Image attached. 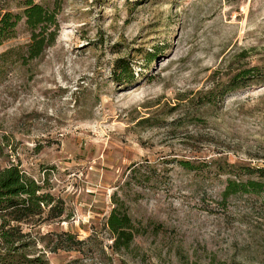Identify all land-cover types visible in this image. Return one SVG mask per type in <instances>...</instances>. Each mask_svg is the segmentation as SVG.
<instances>
[{
  "label": "rangeland",
  "instance_id": "374dc122",
  "mask_svg": "<svg viewBox=\"0 0 264 264\" xmlns=\"http://www.w3.org/2000/svg\"><path fill=\"white\" fill-rule=\"evenodd\" d=\"M56 6L39 56H26L24 18L0 44V167L52 198L51 212L10 221L0 264H264V193L222 196L228 179L256 177L243 167H264V0ZM252 66L260 78L219 93ZM114 197L141 232L118 252ZM67 234L81 242L68 249Z\"/></svg>",
  "mask_w": 264,
  "mask_h": 264
},
{
  "label": "trees",
  "instance_id": "16d2710c",
  "mask_svg": "<svg viewBox=\"0 0 264 264\" xmlns=\"http://www.w3.org/2000/svg\"><path fill=\"white\" fill-rule=\"evenodd\" d=\"M53 0V8L33 2V0H25L20 11H3L0 13V44L2 41L12 38L16 31L17 23L24 18L27 28L30 30V38L27 43L26 56L32 59L41 54V52L50 45L56 36V3ZM10 51L0 54V58ZM22 57V56H21ZM115 68L121 73H125L128 69L127 63L120 59L115 62ZM261 72L258 66L248 67L241 70L223 85L220 94L238 87L246 80L251 78H260ZM212 89L206 92L212 95ZM180 165L185 169H194V166L188 161H180ZM242 174L255 175V178H248L245 181L228 179L223 187L222 196L226 198L236 193L240 194H260L264 193V167L245 166L241 169ZM114 205L108 214L105 225L110 233L113 251L118 252L127 250L136 234H141L132 222L130 215L123 209L121 201L113 198ZM52 198L42 192V185L38 181H34L28 177L17 166L8 165L0 167V239L7 245L12 247V241L17 236L16 228L10 226V221L21 222L24 219L33 217L42 213V207H48L51 212ZM154 224V223H153ZM159 224H154V229L160 228ZM69 248L79 244L81 241L74 240L70 234L66 235ZM2 259V258H0ZM38 262V260H33Z\"/></svg>",
  "mask_w": 264,
  "mask_h": 264
}]
</instances>
